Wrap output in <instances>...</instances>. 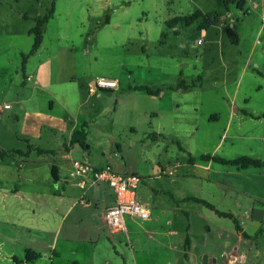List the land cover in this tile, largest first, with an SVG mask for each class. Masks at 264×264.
<instances>
[{
  "label": "rangeland",
  "instance_id": "rangeland-1",
  "mask_svg": "<svg viewBox=\"0 0 264 264\" xmlns=\"http://www.w3.org/2000/svg\"><path fill=\"white\" fill-rule=\"evenodd\" d=\"M241 2L54 1L43 50L59 54L65 73L85 85L86 97L89 79L117 80L119 90H97L72 115L88 123L89 151L71 146L68 135L60 134L53 146L43 145L55 156L32 154L21 172L18 157L0 163V264H15L14 258L23 264L31 259L29 264H139L130 218L129 235L113 234L103 225L110 187H73L59 206L53 160L62 164L87 157L95 166L140 176L143 192L167 184L156 179L158 164L178 169L188 160L180 147L193 156L203 150L212 154L219 143L222 157L247 153L234 134L262 127H251L247 119L243 122L249 124L225 128L230 112H264V0ZM51 5L52 0H0V106L10 104L0 113V150L29 149L20 138L30 121L17 101L32 96L42 102L32 90L34 80L28 83L24 75L37 62L27 68L24 61L30 58L36 20ZM229 29L238 34L237 44ZM183 83L188 88L183 90ZM66 144L71 151L64 150ZM67 174L64 170L63 177Z\"/></svg>",
  "mask_w": 264,
  "mask_h": 264
},
{
  "label": "crops",
  "instance_id": "crops-1",
  "mask_svg": "<svg viewBox=\"0 0 264 264\" xmlns=\"http://www.w3.org/2000/svg\"><path fill=\"white\" fill-rule=\"evenodd\" d=\"M205 33L203 30L204 35ZM44 43L43 35L40 47L33 53L31 50L27 56L30 58L24 61L27 68L33 59L37 62L28 75H24L28 83L34 80L32 90L35 89L39 93L42 102H35L32 96H23L17 101L22 110L27 109L25 118L30 121L20 139L26 142L28 148H33L30 154L8 156L19 158L20 172L32 154L55 156L57 153L45 146L56 144L60 134L68 135L70 141L72 134L83 125H86L88 132V123L84 118L74 119L72 115L74 112H81L89 103L91 94L96 93L91 91L96 79H89V95L86 97L85 85L78 83L71 73H65V66L59 54L44 51ZM186 86L183 83V90ZM58 109L61 110L60 114L56 112ZM263 113L260 115L241 110V114L230 112L228 115L226 131L234 126L235 122L240 126L249 124L243 122L247 119H250L251 127H262L256 130H240L238 134H234L236 139L244 141L248 149L247 153H241L239 157L247 156L264 163V118L261 117ZM196 131L198 132V128ZM220 146L221 143L216 145L212 154L203 150L199 156H193L183 146L182 151L190 157L179 167L182 168L180 172L179 168L157 165L156 179H165L167 184L151 188L150 191H140L143 202L151 210V218L147 221L129 219L133 240L132 252L134 258H138L139 264H264V166L239 169L214 160L200 159L203 155L225 160L239 158L218 155ZM36 149L47 153L40 155ZM70 149L66 144L64 150L71 151ZM3 150L14 151L15 148ZM15 151L28 152L21 149ZM229 152L228 150L227 153ZM64 161L61 164L60 161L56 163V160H53L51 164V168L56 166L59 173L58 180L54 181L58 188L54 195L59 206L73 193V187L77 188L65 182L68 174L63 177L64 170L69 173L72 162ZM13 166L14 163H10L9 168ZM17 175L21 177L20 174ZM2 184L3 181L0 180V187ZM111 192L109 207L115 203V195ZM22 195L23 193H18V196ZM205 203L215 209L209 208ZM216 210L230 214L233 218L220 216ZM236 223L241 231L235 227ZM33 261L35 259L26 260L24 264ZM14 263L23 264V261L14 258Z\"/></svg>",
  "mask_w": 264,
  "mask_h": 264
},
{
  "label": "built area",
  "instance_id": "built-area-1",
  "mask_svg": "<svg viewBox=\"0 0 264 264\" xmlns=\"http://www.w3.org/2000/svg\"><path fill=\"white\" fill-rule=\"evenodd\" d=\"M202 43L201 39L198 40V45ZM97 90H119V83L113 79L98 78L91 91ZM8 108H10L8 104L0 106V113ZM65 182L84 191L102 184L110 187L115 195V203L105 210L102 222L111 233L124 232L129 235L127 218L141 221L151 218V210L140 196L139 189L142 185L140 176L120 174L110 166H95L84 157L72 161V168Z\"/></svg>",
  "mask_w": 264,
  "mask_h": 264
},
{
  "label": "trees",
  "instance_id": "trees-1",
  "mask_svg": "<svg viewBox=\"0 0 264 264\" xmlns=\"http://www.w3.org/2000/svg\"><path fill=\"white\" fill-rule=\"evenodd\" d=\"M54 1L52 0V5L51 8L49 10V12L43 17V18H38L36 20V27L33 28V30L31 31V33L34 36V45H33V49H32V53L35 52L40 45L43 42V35H44V26L48 23V21L51 19V17L53 16L55 10H54ZM235 3V2H233ZM242 6L246 5V0H242ZM192 18H194V15L189 17V22H192ZM178 21H181L182 18H177ZM106 23H109L108 21ZM264 33V32H263ZM228 36L230 37L232 43L237 44L238 43V34L233 30V29H229L227 32ZM186 88H188L186 86ZM140 90H147L144 87L139 88ZM148 91V90H147ZM150 92V91H148ZM262 118H264V113L261 116ZM71 145H79L83 150L85 151H89L90 150V145L88 144V132L86 130V125H83V127L79 130H76L72 136H71V140H70ZM29 150L27 153H23L21 151H5V150H1L0 151V163L2 161H4V159L10 155H25V154H30L31 150L33 149L32 146H29ZM181 150H183L182 147H180ZM36 151L38 152V154H46L47 152L40 150V149H36ZM200 159L202 160H214L217 161L219 163L225 164V165H231V166H235L239 169H247L250 167H254V168H261L264 166V163L262 161H260L259 159H253L247 156H242L239 157L237 159L234 160H225L223 158L220 157H211L203 155L200 157ZM192 160V159H191ZM58 168L56 166H52L51 168V175L54 181L58 180ZM207 206H209V208L211 209H215L212 205H210L209 203H205ZM217 214H219L220 216H224V217H230L233 218L232 215L230 214H226V213H222L217 211ZM237 230L241 231V228L239 227L238 223H236Z\"/></svg>",
  "mask_w": 264,
  "mask_h": 264
}]
</instances>
